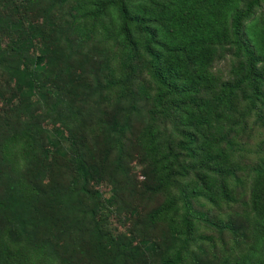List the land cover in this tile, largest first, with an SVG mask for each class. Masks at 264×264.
I'll return each instance as SVG.
<instances>
[{
	"label": "trees",
	"instance_id": "trees-1",
	"mask_svg": "<svg viewBox=\"0 0 264 264\" xmlns=\"http://www.w3.org/2000/svg\"><path fill=\"white\" fill-rule=\"evenodd\" d=\"M0 264H264V0H0Z\"/></svg>",
	"mask_w": 264,
	"mask_h": 264
},
{
	"label": "rangeland",
	"instance_id": "rangeland-1",
	"mask_svg": "<svg viewBox=\"0 0 264 264\" xmlns=\"http://www.w3.org/2000/svg\"><path fill=\"white\" fill-rule=\"evenodd\" d=\"M219 68H222V70H224V72H227V70L225 68V63L219 64Z\"/></svg>",
	"mask_w": 264,
	"mask_h": 264
}]
</instances>
